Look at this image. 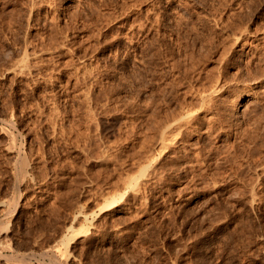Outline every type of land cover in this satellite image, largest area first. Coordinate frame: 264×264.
Wrapping results in <instances>:
<instances>
[{
    "label": "rangeland",
    "instance_id": "obj_1",
    "mask_svg": "<svg viewBox=\"0 0 264 264\" xmlns=\"http://www.w3.org/2000/svg\"><path fill=\"white\" fill-rule=\"evenodd\" d=\"M263 60L264 0H0V253L57 264L90 225L67 264H264Z\"/></svg>",
    "mask_w": 264,
    "mask_h": 264
},
{
    "label": "bare ground",
    "instance_id": "obj_2",
    "mask_svg": "<svg viewBox=\"0 0 264 264\" xmlns=\"http://www.w3.org/2000/svg\"><path fill=\"white\" fill-rule=\"evenodd\" d=\"M91 1V0H90ZM101 3V2H100ZM75 5V4H74ZM77 11V10H76ZM238 11V10H237ZM56 13V12H55ZM233 15V14H232ZM68 16V15H67ZM238 17V16H237ZM235 18H236V15H235ZM237 19V18H236ZM235 19V20H236ZM239 20V19H238ZM223 25V24H222ZM227 26V25H226ZM229 26V25H228ZM232 27V26H231ZM230 27V28H231ZM228 28V27H227ZM229 28V29H230ZM232 30H234V29H232ZM134 31V30H133ZM226 31V30H225ZM235 31V30H234ZM243 33V32H242ZM241 33V34H242ZM234 34V33H233ZM236 34V33H235ZM242 35H239V36H235L234 37V39H232L233 40V44H237L238 42H239V39H240V37H241ZM167 41V40H166ZM132 42V41H131ZM232 44V45H233ZM144 46V45H143ZM162 53V52H161ZM171 54V53H170ZM163 56V55H162ZM159 57V56H158ZM258 59V58H257ZM261 59V58H260ZM250 61V60H249ZM264 61V60H263ZM24 62V61H23ZM135 62V61H134ZM259 63H260V61H259ZM247 64V63H246ZM261 64V63H260ZM27 65V64H26ZM84 65V64H83ZM250 65V64H249ZM263 65H264V63H263ZM20 66V65H19ZM242 66V65H241ZM255 67V66H254ZM253 67V68H254ZM259 67V66H258ZM260 67H261V65H260ZM246 68V67H245ZM26 69V68H25ZM261 69H262V67H261ZM264 69V68H263ZM251 70V69H250ZM20 71V70H19ZM258 71L260 72V75L261 74H263L264 75V73H263V71L264 70H262V72L258 69ZM85 72V71H84ZM245 72V71H244ZM248 72V71H247ZM259 72H257L258 74H259ZM18 73V72H17ZM21 73V72H20ZM88 73V72H87ZM92 74V73H91ZM117 74V73H116ZM79 75V74H78ZM77 76V75H76ZM83 76V75H82ZM152 76H153V74H152ZM155 76V75H154ZM134 77V76H133ZM258 77H259V75H258ZM257 78V77H256ZM255 78V79H256ZM71 79V78H70ZM128 79V78H127ZM133 79V78H132ZM149 79V78H148ZM86 80V79H85ZM120 80V79H119ZM219 80V79H218ZM259 80V79H258ZM79 81V80H78ZM214 81V80H213ZM217 82V81H216ZM67 83V82H66ZM156 83V82H155ZM162 84V83H161ZM217 84H218V82H217ZM68 85V84H67ZM120 85V84H119ZM122 85V84H121ZM209 85V84H208ZM212 85V84H211ZM216 85V84H215ZM207 86V85H206ZM217 87V86H216ZM212 88V90L207 94V95H205L204 93V95L202 94V97H201V100H202V104L201 105H204V103H206L207 104V102H209V100L210 99H212L214 96H213V94H215V93H217L218 91H219V89H217V88ZM209 88V87H208ZM207 88V89H208ZM219 88V87H218ZM209 90V89H208ZM116 91V90H115ZM202 91V90H201ZM200 92V91H199ZM158 94V93H157ZM159 96V95H158ZM197 96V95H196ZM199 96H200V94H199ZM153 97V96H152ZM157 97V96H156ZM139 98V97H138ZM159 98V97H158ZM164 98V97H163ZM172 98V97H171ZM153 99V98H152ZM168 99V98H167ZM245 100V98H243L242 96H241V98L239 99V101H238V103H236L237 105H236V110L237 111H239L238 109H240L241 107H242V105H243V101ZM188 101V100H187ZM212 101V100H211ZM186 102V101H185ZM197 102V101H196ZM213 102V101H212ZM149 103V102H148ZM181 103V102H180ZM211 103V102H210ZM210 103H208V104H210ZM242 103V104H241ZM152 104H153V102H152ZM159 104V103H158ZM205 104V105H206ZM55 105V104H54ZM154 105V104H153ZM168 105V104H167ZM188 105H190V104H188ZM200 105V104H199ZM138 106V105H137ZM149 106V105H148ZM166 106V105H165ZM181 106H182V104H181ZM133 107V106H132ZM174 107V106H173ZM190 107V106H189ZM55 108V107H54ZM187 108V107H186ZM196 108H198V107H196ZM202 108V107H201ZM200 108V109H201ZM185 109V108H184ZM151 110V109H150ZM182 110V109H181ZM196 110V109H195ZM54 111V110H53ZM185 111H187L186 113H184L183 111H181V112H183V113H179L178 112V114H180V115H176V113H175V115H176V117L175 118H173V120H167V119H165V121L166 122H164V123H162L163 121H164V119H163V121L161 120V123H162V125H161V127H160V125L158 126V127H160V130H158V131H160V141H159V145H157L158 147H157V150H158V152H157V154H156V156L154 155H152L151 153V155L154 157V160H156L157 159V157L159 158V157H161L163 154H165V152L167 151V149H169V145H170V143H172L173 142V140H175V136H177V133H179L178 131H181V133H182V128H186L185 127V125H187V122H188V120L192 117V113L191 112H189V110H185ZM200 111V110H199ZM56 112H58V111H56ZM174 112V111H173ZM177 112V111H176ZM195 112V111H194ZM51 115V114H50ZM53 116V115H52ZM55 116H58V115H55ZM160 116H161V114H160ZM171 116V115H170ZM173 116V115H172ZM151 117V116H150ZM57 118V117H56ZM165 118V117H164ZM167 118H169V115L167 116ZM171 117H170V119H172ZM204 119V118H203ZM138 120V119H137ZM155 120V119H154ZM153 120V121H154ZM159 122H160V120H159ZM158 122V123H159ZM7 123V122H6ZM57 123V122H56ZM133 123V122H132ZM136 123V122H135ZM138 123V122H137ZM160 123V124H161ZM140 124V123H139ZM157 124V123H156ZM156 124H155V126H156ZM149 125V124H148ZM9 126V125H8ZM154 126V127H155ZM192 126V125H191ZM198 126V125H197ZM51 127H53V126H51ZM134 127V126H133ZM136 127V126H135ZM157 127V128H158ZM3 128H4V126H3ZM12 128H14V127H12ZM137 128V127H136ZM5 129H7V127L5 128ZM10 129V131H11V128H9ZM198 129V128H197ZM220 129V128H219ZM8 130V129H7ZM7 130H5V131H7ZM57 130V129H56ZM62 130V129H61ZM79 130V129H78ZM135 130V129H134ZM185 130V129H184ZM10 131H8L9 133H11ZM62 131H64V130H62ZM66 131V130H65ZM70 131V130H69ZM130 131V130H129ZM144 131V130H143ZM149 131V130H148ZM13 132V131H12ZM53 132V131H52ZM57 132V131H56ZM61 132V131H60ZM76 132V131H75ZM82 132V131H81ZM175 132H176V134H175ZM6 133V132H5ZM9 133H7L8 134V136H9V138H10V140L12 141V139L14 140V138H12L11 137V135L13 134V133H11V134H9ZM55 133V132H54ZM66 133V132H65ZM77 133V132H76ZM146 133V132H145ZM219 133V132H218ZM17 133H15L13 136L14 137H16L17 135H16ZM86 134V133H85ZM143 134V133H142ZM141 134V135H142ZM148 134V133H147ZM180 134V133H179ZM207 134V133H206ZM16 135V136H15ZM89 135V134H88ZM53 136V135H52ZM85 136V135H84ZM134 136V135H133ZM147 136V135H146ZM159 136V135H158ZM74 137V136H73ZM149 137V136H148ZM156 137V136H155ZM177 137H179V136H177ZM12 138V139H11ZM77 138V137H76ZM86 138V137H85ZM15 139H17V138H15ZM84 139V138H83ZM87 139V138H86ZM91 139V138H90ZM36 140V139H35ZM78 140V139H77ZM17 141V140H16ZM16 141H12V143L14 142H16ZM39 141V140H38ZM60 141V140H59ZM64 141V140H63ZM66 141V140H65ZM85 141V140H84ZM153 141H154V139H153ZM141 142V141H140ZM150 142H151V140H150ZM176 142V141H175ZM9 143V142H8ZM14 143L12 144V145H10L11 147V149L9 148V146L7 147V149L9 148V150H13L12 148H14V147H16V145H14ZM55 143H57V142H55ZM68 143V142H67ZM16 144V143H15ZM65 144V143H64ZM148 144V143H147ZM153 144V143H152ZM19 145V144H18ZM17 145V146H18ZM32 146V145H31ZM139 146V145H138ZM144 146V145H143ZM69 147V146H68ZM141 147V146H140ZM149 147V146H148ZM31 148V147H30ZM139 148V147H138ZM15 149V148H14ZM20 149V148H19ZM9 150H7V151H9ZM156 150V151H157ZM27 151V150H26ZM41 151V150H40ZM153 150H151V152H152ZM12 152H14V151H12ZM36 152V151H35ZM19 153V152H18ZM24 153V152H23ZM11 154V153H10ZM16 154V153H15ZM33 154V153H32ZM31 154V155H32ZM175 154V153H174ZM105 155V154H104ZM171 155H173V153L171 154ZM196 155V154H195ZM2 156V155H1ZM20 156H21V154H20ZM24 156V155H23ZM34 156V155H33ZM22 157V156H21ZM20 157V159H19V161H20V163L22 164V165H20V168H19V175H22L23 176V178H24V180H25V178L27 177V169H28V165H27V163H28V159H27V157L25 156V158L27 159V160H25L24 158H21ZM176 157V156H175ZM19 158V157H18ZM39 158V157H38ZM146 158V157H145ZM205 158V157H204ZM35 159V158H34ZM143 159V158H142ZM148 159V158H147ZM211 159V158H210ZM2 160V159H1ZM25 160V161H24ZM39 160V159H38ZM146 160V159H145ZM153 160V159H152ZM151 160V161H152ZM153 160V161H154ZM168 160V159H167ZM14 161V160H13ZM27 161V162H26ZM139 161V160H138ZM169 161V160H168ZM195 161V160H194ZM16 162V161H15ZM149 162V161H148ZM163 162V161H162ZM174 162V161H173ZM145 163V162H144ZM153 163V162H152ZM151 163V164H152ZM169 163V162H168ZM167 163V164H168ZM189 163V162H188ZM187 163V164H188ZM15 164V163H14ZM150 163H149V165H151ZM5 165V164H4ZM145 165V164H144ZM147 165V164H146ZM149 165H147V166H145V167H143V168H141V170L143 169V174H142V176L143 177H145V180L143 181V184H147V185H151V184H153V182H155L154 180H153V175H154V171H151L152 173H153V175H152V173L151 172H147V174H146V171H147V169H148V167H149ZM154 165V164H153ZM152 165V166H153ZM169 165H170V163H169ZM189 165V164H188ZM10 166V165H9ZM151 166V167H152ZM166 166V165H165ZM11 167V166H10ZM155 168L157 167V166H154ZM163 167V166H162ZM197 167V166H196ZM31 168V167H30ZM171 167H169V169H170ZM11 169H12V167H11ZM157 169V168H156ZM155 169V170H156ZM163 169H165V168H163ZM167 169V168H166ZM210 169V168H209ZM31 170V169H30ZM151 170V169H150ZM158 170V169H157ZM160 170V169H159ZM171 170H172V168H171ZM189 170V169H188ZM12 171V170H11ZM174 171V170H173ZM209 171V170H208ZM16 172H17V170H16ZM142 172V171H141ZM158 172V171H157ZM161 173V172H160ZM162 173H163V171H162ZM161 173V174H162ZM141 174V173H140ZM155 174H156V172H155ZM159 175V174H158ZM163 175V174H162ZM44 176V175H43ZM139 176V175H138ZM18 177V176H17ZM20 177V176H19ZM139 177H141V176H139ZM139 177H138V179H136L137 180V182H136V185L134 186L133 184H130V185H133L134 187H133V189L134 188H137V186L139 187L140 185H142L141 183H140V181H141V179H140V181H139ZM160 177V176H159ZM195 177V176H194ZM29 178V177H28ZM40 178V177H39ZM161 178H162V176H161ZM144 179V178H143ZM158 179V178H157ZM31 181V180H30ZM37 181H38V179H37ZM44 181V180H43ZM132 181V180H131ZM29 182V181H28ZM32 183V182H31ZM156 183H157V180H156ZM13 184H14V182H13ZM35 184V183H34ZM140 184V185H139ZM155 185V184H154ZM131 187V186H130ZM16 188H17V185H16ZM132 188V187H131ZM72 189V188H71ZM16 190V189H15ZM70 190V189H69ZM120 190V189H119ZM137 190V189H136ZM138 190H139V188H138ZM14 191V190H13ZM132 191V190H131ZM131 191H129V192H131ZM41 192V191H40ZM118 192V191H117ZM145 192V191H144ZM15 193V192H14ZM114 194V193H113ZM126 194H127V191H125V192H122V193H120L119 194V199H122L123 197H125L126 196ZM137 194H138V192H137ZM16 195V194H15ZM106 195V194H105ZM158 195V194H157ZM14 196V195H13ZM65 196V195H64ZM132 196V195H131ZM147 196V195H146ZM254 196V195H253ZM106 197H108V196H106ZM105 197V199H104V203L100 206V213L101 214H103V213H106V212H108V211H110V210H113L116 206H117V201H118V198L117 197H112V199L111 200H109L108 198H106ZM130 198V197H129ZM138 198V197H137ZM140 198V197H139ZM135 199V198H134ZM145 199V198H144ZM148 199V198H147ZM15 200V199H14ZM146 200V199H145ZM125 201V200H124ZM127 201V200H126ZM141 201V200H140ZM139 201V202H140ZM144 201V200H143ZM148 201V200H147ZM254 201V200H253ZM134 203V202H133ZM136 203V202H135ZM3 204V203H2ZM98 204V203H97ZM7 206H9V205H7ZM4 208H5V206H4ZM6 208H8V207H6ZM145 208V207H144ZM146 209V208H145ZM9 210V209H8ZM115 210V209H114ZM114 210H113V212H114ZM118 211H120L121 209H117ZM5 212H7V210L5 211ZM110 212H112V211H110ZM138 212V211H137ZM147 212V211H146ZM94 213V212H93ZM127 213V212H126ZM85 214H86V212H85ZM113 214H115V213H113ZM116 214H117V212H116ZM57 215V214H56ZM98 215V214H97ZM80 216V215H79ZM108 216V215H107ZM114 216H116V215H114ZM138 216V215H137ZM96 217V216H95ZM87 217H85V219H86ZM92 218V217H91ZM114 219H115V217H113ZM149 218V217H148ZM76 219H80L78 216H76L75 217V219L74 220H76ZM118 219V218H117ZM87 220V219H86ZM101 221V220H100ZM78 222V221H77ZM91 222V221H90ZM90 222H89V224H90ZM78 223H80V222H78ZM92 224V223H91ZM5 225V224H4ZM94 225V224H93ZM99 225V224H98ZM7 226H9V225H7ZM6 226V227H7ZM70 226V225H69ZM83 226V225H82ZM120 226V225H119ZM4 227L5 226H3L1 229H0V238L2 239V237H4L3 235L6 233V229H4ZM84 227V226H83ZM90 227H92V226H88V227H84V229L83 228H80V229H78V230H75V229H73V234L72 235H69L70 237L69 238H67L68 239V241H66L65 243L63 242V244H66V248H64L63 250H64V252H61L60 250H59V248L61 247H59L58 248V256L56 255V257H55V254H54V259H55V262L57 263V264H67V263H69V262H71V261H73L74 259H76V258H74L73 256H71L70 255V253H72V252H70V253H68V251H67V249L69 248V246L71 245V242H72V240L73 239H75V238H77L79 235H81L82 233H85V232H87L89 229H90ZM65 230V229H64ZM11 231V230H10ZM8 232V231H7ZM120 232V231H119ZM64 234V233H63ZM6 235V234H5ZM60 236V235H59ZM63 236H65V235H63ZM5 238V237H4ZM55 238V237H54ZM94 238V237H93ZM1 239H0V241H1ZM62 239V238H61ZM5 240V239H4ZM55 240V239H54ZM81 240V239H80ZM74 241V240H73ZM4 242H7V240L6 241H4ZM9 242H10V240H9ZM59 242H61V241H59ZM82 242V241H81ZM85 242V241H84ZM88 242V241H87ZM3 242L1 241V244H2ZM9 244H11V243H9ZM57 244V243H56ZM3 245H5V243H3L2 244V246L1 247H6L7 246V244H6V246H3ZM81 247V246H80ZM8 248H10V247H8ZM7 248V249H8ZM57 248V247H56ZM62 248V247H61ZM70 249V248H69ZM68 249V250H69ZM3 250V249H2ZM72 251V250H71ZM15 254V253H14ZM28 254V253H27ZM4 255V254H3ZM1 253H0V263L1 262H4L3 264H10L11 262H12V259L15 257H13V256H9L8 257V255L7 256H3ZM33 255V254H32ZM52 255V254H51ZM19 257V255H16V257ZM21 256V255H20ZM17 257V258H18ZM40 257V256H39ZM43 257V256H42ZM15 259L14 258V260L16 261V260H18V259ZM22 258V257H21ZM21 258L18 260V262L21 260ZM27 258H29V257H26V256H24L23 255V259L22 260H26ZM74 258V259H73ZM79 259V258H78ZM14 260H13V263H14ZM21 260V261H22ZM51 260V259H50ZM19 262L20 264H25L26 263V261L24 262V261H22V262ZM28 261H30V259L28 260ZM17 262V261H16ZM17 262V263H18ZM18 263V264H19ZM31 263V262H30ZM2 264V263H1ZM27 264H29L28 262H27ZM32 264V263H31ZM70 264H72V263H70ZM74 264V263H73Z\"/></svg>",
    "mask_w": 264,
    "mask_h": 264
}]
</instances>
